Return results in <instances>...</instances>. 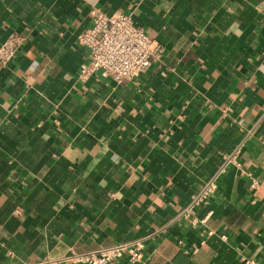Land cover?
<instances>
[{
	"label": "crops",
	"instance_id": "1",
	"mask_svg": "<svg viewBox=\"0 0 264 264\" xmlns=\"http://www.w3.org/2000/svg\"><path fill=\"white\" fill-rule=\"evenodd\" d=\"M94 6L131 13L163 60L81 80ZM12 38L0 264L137 239L142 264H264V0H0V49ZM215 177L208 204L182 215Z\"/></svg>",
	"mask_w": 264,
	"mask_h": 264
},
{
	"label": "built area",
	"instance_id": "2",
	"mask_svg": "<svg viewBox=\"0 0 264 264\" xmlns=\"http://www.w3.org/2000/svg\"><path fill=\"white\" fill-rule=\"evenodd\" d=\"M90 14L92 25L81 31L77 37L78 43L89 53L88 60L79 71L81 80L91 78L112 79L117 82L132 80L153 63L163 60V45L137 26L131 13L123 11L108 13L101 7L94 6ZM13 40L12 38L4 43L0 49L2 60L13 54L11 49ZM240 149L241 146L238 145L226 159L238 163ZM218 188L217 177L204 183L182 215L189 217L197 207L208 204ZM144 249V241L137 239L98 251L71 254L60 259L45 257L24 264H117L125 256L131 264H142L145 258Z\"/></svg>",
	"mask_w": 264,
	"mask_h": 264
}]
</instances>
